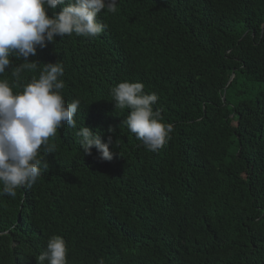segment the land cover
<instances>
[{"label":"trees","instance_id":"1","mask_svg":"<svg viewBox=\"0 0 264 264\" xmlns=\"http://www.w3.org/2000/svg\"><path fill=\"white\" fill-rule=\"evenodd\" d=\"M98 20V36L55 37L37 70L0 76L15 93L60 61L63 98L81 101L76 128L41 146L43 175L0 196V264H36L52 235L68 264H264V0H117ZM125 80L173 126L156 152L114 106ZM83 125L111 135L110 162L83 155Z\"/></svg>","mask_w":264,"mask_h":264},{"label":"clouds","instance_id":"2","mask_svg":"<svg viewBox=\"0 0 264 264\" xmlns=\"http://www.w3.org/2000/svg\"><path fill=\"white\" fill-rule=\"evenodd\" d=\"M117 0H0V76L6 69L19 80L25 69L35 71L40 66L29 62L30 55L55 37H96L106 25L98 20L102 10L115 12ZM60 8L56 13L54 10ZM48 12H52L49 16ZM10 57L24 63L14 66ZM64 66L60 61L43 65L38 78L25 83L14 93L7 79H0V196L15 198L18 188L30 189L49 167L45 158H38L41 146L52 152L49 138L65 125L76 128L74 117L81 101L66 103L61 94L65 83ZM115 108L129 109L122 121L144 147L156 152L170 139L171 124L162 122L160 110H154L159 97L144 92L141 82L127 80L111 88ZM108 133H113L112 127ZM76 135L84 156L95 148L101 161L110 162L111 135L102 142L101 134L84 125ZM67 245L62 236L48 238L46 248L35 257L36 264H68ZM97 264H104L101 258Z\"/></svg>","mask_w":264,"mask_h":264},{"label":"water","instance_id":"3","mask_svg":"<svg viewBox=\"0 0 264 264\" xmlns=\"http://www.w3.org/2000/svg\"><path fill=\"white\" fill-rule=\"evenodd\" d=\"M233 76H234V74L232 73V75H231V77L229 79V82L232 80ZM222 101H225V98L224 97L222 98Z\"/></svg>","mask_w":264,"mask_h":264}]
</instances>
